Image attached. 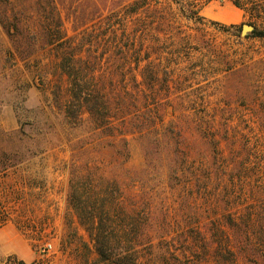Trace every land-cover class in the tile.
I'll list each match as a JSON object with an SVG mask.
<instances>
[{
	"label": "rangeland",
	"instance_id": "obj_1",
	"mask_svg": "<svg viewBox=\"0 0 264 264\" xmlns=\"http://www.w3.org/2000/svg\"><path fill=\"white\" fill-rule=\"evenodd\" d=\"M46 1L0 0V208L12 186L19 200L8 223L24 242L19 255L0 257V264H82L76 241L61 246L73 157L98 162L110 184L118 178L124 194L144 197L146 205L134 206L148 214L144 239L153 247L139 250L140 264H264V218L251 238L246 227L249 211L264 208V38L242 34L243 25L264 32V0H240L245 10L234 0H195L200 20L180 15L181 32L145 43L150 57L132 77L140 81L145 68L150 90L130 115L136 133L125 173L114 171L121 159L111 150L100 152L118 139L94 131L87 114L72 126L54 105L67 78L56 47L46 46ZM54 1L69 36L88 42L105 34L86 47L100 51L104 41L115 51L116 27L106 18L119 0ZM114 67L96 77L120 81ZM140 121L147 122L143 136ZM125 198L130 212L133 202Z\"/></svg>",
	"mask_w": 264,
	"mask_h": 264
},
{
	"label": "trees",
	"instance_id": "obj_2",
	"mask_svg": "<svg viewBox=\"0 0 264 264\" xmlns=\"http://www.w3.org/2000/svg\"><path fill=\"white\" fill-rule=\"evenodd\" d=\"M46 4L48 12L46 46L56 47L60 74L67 78L64 96L60 95V87L56 89L54 105L72 126H81L84 123L83 115L87 114L93 121L94 131L104 134L105 137L118 139V143L114 140L105 142L100 152L106 154L111 150V154L121 159L114 170L116 173L129 172L126 164L131 156L130 139L136 133L131 128L130 115L133 108L137 111L138 108L142 109L140 102L142 96L150 90L145 83V68L139 70L142 78L140 81L137 80L136 75L132 77V72L148 61L150 52L145 43L150 38L153 41L152 37L159 36L160 33L181 32L178 28L180 24L177 23L180 15L184 19L200 20L198 15L200 6L195 0H132L130 2L119 0L117 8L111 10L115 11L112 20L111 17L106 18L112 21L113 27H116L115 51L106 48L104 41L102 50L95 51L86 45L93 46L97 42L100 43L105 34L101 36L102 38L99 35L92 36L88 42L83 36L80 40L75 36H69L64 29L55 1L47 0ZM233 4L245 10L240 0H234ZM213 23L222 29L235 27V25L224 26L217 22ZM252 35L264 38V32L255 28ZM112 66H115L113 69L116 70L115 73L120 75V81L109 80L108 83L104 76L96 77L100 70ZM127 74L131 76V80L123 81ZM139 123L140 134L143 136L147 122ZM73 158L69 163V186L64 214L67 233L61 244L63 250L71 244V240H74L77 243L74 250L75 257L80 259L82 264H140L139 250L145 247L151 250L153 247L151 239H144L148 214L146 211H137L134 206L137 205L138 208L146 205L144 197L138 194L134 196L124 194L120 189L118 178L110 184L105 177V173L109 170L98 162L83 160L79 162ZM14 165V163L7 164L2 170L5 171ZM17 194L12 186L6 188L5 204L0 208V227L15 221L13 208L19 200ZM125 197L133 202L131 204L133 210L130 212L127 210ZM72 214L76 216L79 227L84 230L88 240L78 234ZM262 218H264V208L258 214L252 211L247 214L246 227L250 231L249 238L252 237L251 233L262 232V229L256 226ZM128 219L134 221L130 226L125 223ZM232 224L234 228L239 227L235 220ZM8 261L15 260L9 257ZM18 263L24 264L22 261Z\"/></svg>",
	"mask_w": 264,
	"mask_h": 264
},
{
	"label": "crops",
	"instance_id": "obj_3",
	"mask_svg": "<svg viewBox=\"0 0 264 264\" xmlns=\"http://www.w3.org/2000/svg\"><path fill=\"white\" fill-rule=\"evenodd\" d=\"M24 242L19 236L18 231L11 223H6L0 227V257H6L11 254L19 255ZM20 259H23L20 257Z\"/></svg>",
	"mask_w": 264,
	"mask_h": 264
},
{
	"label": "water",
	"instance_id": "obj_4",
	"mask_svg": "<svg viewBox=\"0 0 264 264\" xmlns=\"http://www.w3.org/2000/svg\"><path fill=\"white\" fill-rule=\"evenodd\" d=\"M254 28L250 25H243L242 26V34L252 33Z\"/></svg>",
	"mask_w": 264,
	"mask_h": 264
},
{
	"label": "built area",
	"instance_id": "obj_5",
	"mask_svg": "<svg viewBox=\"0 0 264 264\" xmlns=\"http://www.w3.org/2000/svg\"><path fill=\"white\" fill-rule=\"evenodd\" d=\"M51 249V245L50 244H46L43 251H49Z\"/></svg>",
	"mask_w": 264,
	"mask_h": 264
}]
</instances>
